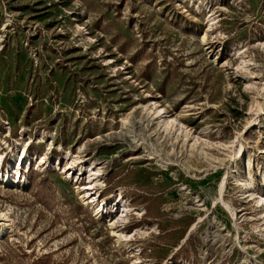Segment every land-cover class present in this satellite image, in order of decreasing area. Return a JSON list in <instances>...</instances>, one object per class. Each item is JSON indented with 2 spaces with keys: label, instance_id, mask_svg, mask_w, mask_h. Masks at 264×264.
Returning a JSON list of instances; mask_svg holds the SVG:
<instances>
[{
  "label": "rangeland",
  "instance_id": "374dc122",
  "mask_svg": "<svg viewBox=\"0 0 264 264\" xmlns=\"http://www.w3.org/2000/svg\"><path fill=\"white\" fill-rule=\"evenodd\" d=\"M0 154V264H264V0H0Z\"/></svg>",
  "mask_w": 264,
  "mask_h": 264
},
{
  "label": "bare ground",
  "instance_id": "6f19581e",
  "mask_svg": "<svg viewBox=\"0 0 264 264\" xmlns=\"http://www.w3.org/2000/svg\"><path fill=\"white\" fill-rule=\"evenodd\" d=\"M214 22V20H212L211 22H210V24H212ZM208 28H213V25H209V27ZM203 41H206L207 40V34L205 33L204 35H203ZM244 61V60H243ZM157 114H160V113H164V110L163 109H161V110H157V111H155ZM155 113V114H156ZM158 116V115H157ZM160 117H161V115H160ZM174 121H176V119H174ZM166 125H170V123L168 122V121H166ZM181 125V124H180ZM184 126V125H183ZM182 126H180L179 128H178V130H181L180 128H181ZM185 135H187L186 133H185ZM22 152H24V149L22 150ZM21 152V153H22ZM2 154H0V166H1V162H2ZM21 158H23V156H20L19 157V159H21ZM13 173H15L16 175H18L19 174V172H18V170L16 171V172H13ZM0 174L2 175V176H5L6 177V180L7 181H12V175L10 174V171H7V172H5V174L3 173V172H1V169H0ZM100 174V169H94V168H89L88 169V177L91 179V178H95L97 175H99ZM93 181V180H92ZM92 181H89L88 182V184H90L89 185V187H87V186H83V188H84V190H87V192H85L86 193V195L88 196V198L90 197V202L91 203H94V204H96V206H98V208H97V212H98V214L101 212V210L102 209H104V204H103V202H102V204L100 203V201L96 198V195H95V192H92L93 191V189H94V185H92L91 183H92ZM243 184H245V185H247V181H245ZM91 190V191H90ZM94 195V196H93ZM247 197H251L252 198V200H254L256 203H258V204H261V205H263V201H264V197L263 196H258V197H254L253 196V193H249L248 195H247ZM220 199L224 202V204L229 208V209H231V210H233V208H232V206H231V204H228L227 202H225L224 200H223V198L222 197H220ZM119 202H121V203H123V201L121 200V199H119ZM121 207H122V213L123 212H127L128 210H129V208L128 207H125V205H124V203L123 204H121ZM263 213H264V210H263ZM234 214V213H233ZM123 215V214H122ZM127 215V214H126ZM117 222H118V220L116 219V220H114L113 222H111V226L114 228V230H113V234L117 237V239L121 242V241H129V240H131V237H132V235H128V234H126V233H124V232H121V231H119L118 229H116V227H118L119 225L117 224ZM142 233V232H141ZM138 264H140L141 263V261L140 260H137L136 261Z\"/></svg>",
  "mask_w": 264,
  "mask_h": 264
}]
</instances>
